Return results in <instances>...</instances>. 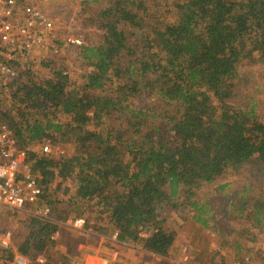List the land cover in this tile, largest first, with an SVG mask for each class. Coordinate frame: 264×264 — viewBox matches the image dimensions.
I'll return each mask as SVG.
<instances>
[{"label":"trees","instance_id":"1","mask_svg":"<svg viewBox=\"0 0 264 264\" xmlns=\"http://www.w3.org/2000/svg\"><path fill=\"white\" fill-rule=\"evenodd\" d=\"M80 4L97 39L72 52L91 70L72 78L60 70L14 98L31 103L48 90L40 118L31 107L0 112L40 181L34 209L67 220L86 206V226L96 216L152 255L169 257L190 229L201 237L191 242L197 264H264V85L248 69L264 64V0ZM53 147L76 150L67 157ZM232 171L240 173L225 181ZM209 184L222 195L219 212L202 198ZM178 208L190 226L172 221Z\"/></svg>","mask_w":264,"mask_h":264},{"label":"rangeland","instance_id":"2","mask_svg":"<svg viewBox=\"0 0 264 264\" xmlns=\"http://www.w3.org/2000/svg\"><path fill=\"white\" fill-rule=\"evenodd\" d=\"M81 1L35 0L37 8L51 19L56 32L55 39L63 41V46L68 39L78 38V36L85 39V44L93 43L97 39L95 30L85 26V14L82 13L84 8L80 4ZM18 41L21 42L22 40L18 38ZM66 47L67 50L63 52V57L67 60L62 64L57 63L58 58H50V52H44L45 49L35 50L33 54L21 53L17 56L18 61L26 64L28 69L23 72L9 95L3 93L0 95L4 112L17 116V112H20L21 108L31 107L32 110L27 111L28 114L37 115L40 118L42 115L39 110L41 103L47 102V96L51 95L48 90L44 88L31 103L17 102L14 98L22 97V91L26 92L28 88L30 90L33 86L42 88L44 84H47V81L58 80L59 66L66 64V70L67 72L70 71L71 78L79 72L91 70L86 63L73 60L74 53L72 50L74 48ZM263 65L248 68L259 76L257 88L264 85ZM71 80L70 87L77 85L76 88L79 89L80 85L74 83L75 79ZM262 87L260 90L264 91V86ZM29 119L30 116H28ZM53 148L55 152H61L63 156L67 157L74 154L76 150L71 147ZM239 173L240 171H232L230 175L225 176L224 180L233 181ZM54 185L53 192L56 193L57 185ZM70 185L72 183L67 184V186ZM234 186L236 185L233 184L232 188ZM215 187L212 184L205 186L201 195L206 202L214 203V210L219 212L224 207V202L222 195L218 193ZM79 208L67 220H64L56 218V214H49L48 210L40 214L37 208L34 209L30 206L27 211L19 212L0 204V264H197L196 253L195 251L193 253L191 242L193 239L199 242L201 237L197 234L195 236L190 235V229L183 230V233L180 232L182 234L176 239L178 250L176 248L169 257L159 254L152 255L150 251L142 248L139 241L135 245L121 242L117 236L115 237L116 233L111 230L109 224L95 222L96 216H90V226H86L85 216L80 215L86 206L79 205ZM88 213L86 214L88 215ZM183 218L182 209L178 208L173 212L172 221L174 223L178 226H190L187 224L188 221ZM80 219L83 220V225L75 226L76 220ZM43 228L46 229L43 232V239L37 240V245L30 243L32 233L37 231L35 233L38 237ZM230 228L233 227L230 226ZM257 246L264 248L263 237L258 239ZM210 247L215 249L214 241H211ZM228 254L220 253L221 256L225 257H228ZM246 262L252 264L251 260Z\"/></svg>","mask_w":264,"mask_h":264},{"label":"built area","instance_id":"3","mask_svg":"<svg viewBox=\"0 0 264 264\" xmlns=\"http://www.w3.org/2000/svg\"><path fill=\"white\" fill-rule=\"evenodd\" d=\"M37 7L35 0H0V95H9L28 69L26 64L18 61L19 54H33L35 50L45 49L44 52H50V58L56 57L57 63L62 64L67 60L63 57L66 46L71 49L82 44L83 39L78 36L68 39L65 46L58 45L51 19ZM65 66H60L62 75L70 76ZM0 112H4L1 100ZM43 152L51 153L49 145L43 147ZM41 197V184L27 149L13 132L0 126V204L24 212L28 207L36 206ZM75 223V226H82L83 220ZM142 237H145L144 233Z\"/></svg>","mask_w":264,"mask_h":264}]
</instances>
